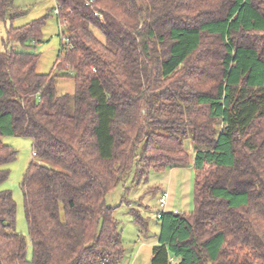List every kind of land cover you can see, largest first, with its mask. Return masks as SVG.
I'll list each match as a JSON object with an SVG mask.
<instances>
[{
	"label": "trees",
	"instance_id": "obj_1",
	"mask_svg": "<svg viewBox=\"0 0 264 264\" xmlns=\"http://www.w3.org/2000/svg\"><path fill=\"white\" fill-rule=\"evenodd\" d=\"M55 2L67 37L56 72H37L30 49L42 19L0 41V185L17 155L3 136L30 137L34 152L22 183L32 257L1 189L0 264H119L107 193L135 165H187L186 137L194 208L155 212L149 264H264V0ZM22 14L0 0V23ZM63 77L72 94L56 92Z\"/></svg>",
	"mask_w": 264,
	"mask_h": 264
},
{
	"label": "rangeland",
	"instance_id": "obj_2",
	"mask_svg": "<svg viewBox=\"0 0 264 264\" xmlns=\"http://www.w3.org/2000/svg\"><path fill=\"white\" fill-rule=\"evenodd\" d=\"M13 3L20 12L23 11V14L16 18L14 17L12 20L0 23V41L1 39L5 40V30L10 24L21 26L34 20L42 19L41 39L34 46L31 45L30 49L38 55L37 72H56L57 70H52L53 65L58 50L61 44L64 43L66 36L63 35L62 39L59 36L62 27L53 12L54 8H56L55 0H13ZM4 46L2 47L3 49L5 48ZM18 47L21 46L18 45ZM65 71H70V69H66ZM74 90L75 84L72 78L63 77L56 81V92L58 94H72ZM2 140L4 143L11 145L16 150L17 155L14 161L5 165L9 170V177L0 185V190L8 189L12 192L16 209L14 226L26 238V254L27 258L30 259L32 257V245L29 243L28 237L22 183L27 167L34 158L33 142L27 136H3ZM183 143L185 148L191 152V139L186 137ZM190 172V200L188 204L183 205L179 199L173 204V209H177L180 212L189 213L194 208L192 196L193 169ZM162 176V171H154L152 169L144 174H138L135 165L125 180V189L121 184L108 192L113 191V195L107 199V202L109 205L115 207L113 215L117 221L118 231L121 233L124 245V255L119 264H127L128 257L131 258L129 255H132L134 252H136V258L132 262L133 264L150 263L151 245L149 243L154 242V235L159 232V222L155 218V212L157 210V197L164 186V183L159 181ZM177 185L179 188L180 182ZM136 213H139L142 218L148 220V232H143L136 224ZM137 216L139 217V215Z\"/></svg>",
	"mask_w": 264,
	"mask_h": 264
},
{
	"label": "crops",
	"instance_id": "obj_3",
	"mask_svg": "<svg viewBox=\"0 0 264 264\" xmlns=\"http://www.w3.org/2000/svg\"><path fill=\"white\" fill-rule=\"evenodd\" d=\"M190 153H191L192 159L187 165L170 167L168 169L165 168V169L159 170V171H162V174H163V176L159 179V181L164 183V186L161 188L160 193L163 190H169V193H170L168 210L173 209V204H175V201L178 199L181 201L183 205H187L190 200V173H191L190 171L192 169V163H193L192 151ZM178 182H180L179 188L177 185ZM111 195H113V191L108 193L105 198L108 206H111L107 202V199ZM157 233L154 235V239H155L154 242L149 243L151 245V249H152V246L157 243V239H158ZM142 244L144 243L142 242ZM129 256L131 258L128 257L127 264H133L132 262L136 258V252H134L132 255L130 254Z\"/></svg>",
	"mask_w": 264,
	"mask_h": 264
},
{
	"label": "built area",
	"instance_id": "obj_4",
	"mask_svg": "<svg viewBox=\"0 0 264 264\" xmlns=\"http://www.w3.org/2000/svg\"><path fill=\"white\" fill-rule=\"evenodd\" d=\"M55 10H54V13L55 14H58L59 12V7H57V8H54ZM64 26H65V20L64 19H62L61 20V27H62V29L64 28ZM61 34H62V37H63V35H64V33H62L61 32ZM65 36V35H64ZM67 37H65L64 38V40L66 39ZM68 73H71V70L70 71H67ZM34 153V152H33ZM169 196H170V194H169V191H167V190H163L160 194H159V196L157 197V200H156V202H157V210H156V215H157V217H160L161 215H162V213H164V212H166V211H171V210H168V200H169ZM173 212L174 213H177L178 211L175 209V210H173Z\"/></svg>",
	"mask_w": 264,
	"mask_h": 264
}]
</instances>
